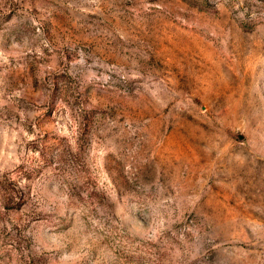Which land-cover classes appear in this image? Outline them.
Masks as SVG:
<instances>
[{
    "label": "rangeland",
    "instance_id": "rangeland-1",
    "mask_svg": "<svg viewBox=\"0 0 264 264\" xmlns=\"http://www.w3.org/2000/svg\"><path fill=\"white\" fill-rule=\"evenodd\" d=\"M0 264H264V0H0Z\"/></svg>",
    "mask_w": 264,
    "mask_h": 264
}]
</instances>
